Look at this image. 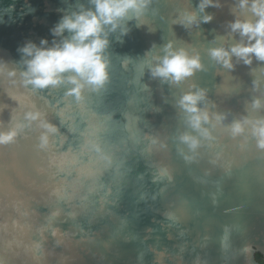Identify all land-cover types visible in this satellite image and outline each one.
<instances>
[{
    "label": "water",
    "instance_id": "1",
    "mask_svg": "<svg viewBox=\"0 0 264 264\" xmlns=\"http://www.w3.org/2000/svg\"><path fill=\"white\" fill-rule=\"evenodd\" d=\"M190 2L195 0H154L163 19L149 14L139 27L129 22L119 41V31L110 37L114 59L140 60L171 40L202 53L209 70L197 71L178 86L145 75L150 93L129 109L140 117L133 129L136 139L128 140L123 178L111 185L102 206L99 201L90 205L87 217L69 220L68 231L59 229L52 236L42 227L47 201L43 158L28 149L0 157V241L15 250L13 264H262L256 254L264 258V149L250 131L233 138L226 125L245 115L264 117V106L252 109L250 103L258 95L264 99V84L253 91L246 66L229 72L207 55L209 47L225 42L214 38L225 34L234 0H224L223 8L210 7L207 11L215 13L211 22L186 30L172 20ZM12 3L15 22L0 25V55L10 59L18 58L17 49L29 40L51 41L50 29L63 7L61 0H27L35 11L21 19L17 14L27 11L25 0H0L4 6ZM193 82L209 90L212 111L226 113L224 123L212 130L215 139L195 151L178 139L190 129L176 105ZM159 168L167 169L171 179L154 180ZM36 244L40 260L33 259Z\"/></svg>",
    "mask_w": 264,
    "mask_h": 264
},
{
    "label": "clouds",
    "instance_id": "2",
    "mask_svg": "<svg viewBox=\"0 0 264 264\" xmlns=\"http://www.w3.org/2000/svg\"><path fill=\"white\" fill-rule=\"evenodd\" d=\"M61 3L62 15L50 29L51 41H27L17 49L18 58L0 55V157L28 149L43 158L47 201L41 209L42 227L52 236L66 229L69 220L87 217L90 205L99 201L102 206L111 185L123 178L126 146L129 139L135 141L133 129L140 120L129 109L145 101L143 93H150L145 75L178 86L197 71L209 70L202 53L171 40L140 60L114 59L110 37L119 31V41L129 31V22L139 27L145 16H160L154 0ZM22 7L27 11L17 14L21 19L35 11L27 0ZM210 7L223 8L224 0L190 2L172 23L186 30L199 28L214 19L215 13L207 11ZM228 7L232 19L225 34L214 38L225 42L209 47L207 55L229 72L246 66L251 87L258 92L264 84V0H234ZM15 12V3L0 4V25L14 23ZM228 39L234 42L227 43ZM208 92L193 82L176 100L190 129L178 139L192 151L205 140H214L212 130L226 120V113L211 110L215 104L210 106ZM250 103L252 109H260L264 99L258 95ZM226 127L233 138L250 131L257 147L264 149V117L245 115ZM166 176L167 169L159 168L153 179ZM16 259L11 245L0 241V264Z\"/></svg>",
    "mask_w": 264,
    "mask_h": 264
},
{
    "label": "snow or ice",
    "instance_id": "3",
    "mask_svg": "<svg viewBox=\"0 0 264 264\" xmlns=\"http://www.w3.org/2000/svg\"><path fill=\"white\" fill-rule=\"evenodd\" d=\"M32 252H33V259L40 260V259L42 258V257L39 255V252H40V246H39L38 244L33 245Z\"/></svg>",
    "mask_w": 264,
    "mask_h": 264
},
{
    "label": "trees",
    "instance_id": "4",
    "mask_svg": "<svg viewBox=\"0 0 264 264\" xmlns=\"http://www.w3.org/2000/svg\"><path fill=\"white\" fill-rule=\"evenodd\" d=\"M256 258H257L258 261H260L262 264H264V258H263V256L261 254L257 253L256 254Z\"/></svg>",
    "mask_w": 264,
    "mask_h": 264
}]
</instances>
